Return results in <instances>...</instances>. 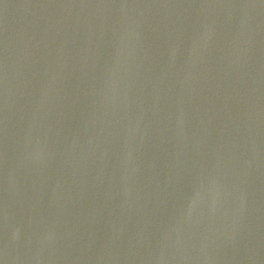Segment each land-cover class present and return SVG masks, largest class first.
<instances>
[{"label": "water", "instance_id": "obj_1", "mask_svg": "<svg viewBox=\"0 0 264 264\" xmlns=\"http://www.w3.org/2000/svg\"><path fill=\"white\" fill-rule=\"evenodd\" d=\"M0 264H264V0H0Z\"/></svg>", "mask_w": 264, "mask_h": 264}]
</instances>
